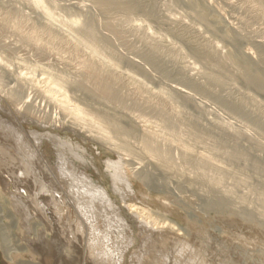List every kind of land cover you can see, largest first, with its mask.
<instances>
[{"label":"rangeland","instance_id":"374dc122","mask_svg":"<svg viewBox=\"0 0 264 264\" xmlns=\"http://www.w3.org/2000/svg\"><path fill=\"white\" fill-rule=\"evenodd\" d=\"M115 1L120 5L104 8L95 0H54L63 7L50 12L60 14L64 21L78 20L74 31L79 41L76 43L61 34L55 40L42 34V16L32 8L30 0H0L2 105L15 114L17 120L21 113L46 125L45 130L26 123V129L56 133L92 157L102 172L97 179L110 191L111 176H118L120 169L125 168L134 189V196L129 195L127 199L128 204L154 219L157 234L162 231L160 234L165 238L173 235L180 237L181 242H189L185 256L200 250L206 264H264V169H257L264 168V130L257 128L246 115L243 118L244 112L237 113L225 104L240 103L246 113L254 115L262 111L264 115V93L242 80L238 67L231 62L226 61L225 67H220L216 65L218 58L200 55V52L216 49L217 54L226 59L229 50L251 52L257 66L260 64L264 70V51L258 52L256 48L258 43L264 44L263 2L197 0L196 7L205 8L211 17L207 24L196 19L198 11L192 6L194 0H132L139 6L136 11L125 8L121 4L124 0ZM212 16H217L218 20ZM88 48L116 63L120 76L111 77ZM147 55H152L151 62ZM218 71H225L223 85L215 84V79L221 76ZM23 77H28V82ZM51 77L66 81L61 83L54 79L56 84L46 85ZM102 84L120 94V99L112 98ZM50 86H56L57 90L48 91ZM62 95L68 99L70 107L79 110L77 118L69 111V106L60 102ZM0 113L15 122L2 107ZM166 113L181 121L179 131L183 140L180 141L185 142L183 144L192 149L194 155H208L230 173L217 192L206 179H215L218 174L183 161L182 150L174 147L175 144L172 146L174 167L171 166L170 171L158 168L154 160H142L140 136L143 131L174 139L165 126ZM111 123L121 124L132 132H118ZM191 123L194 125L189 126ZM163 137H160L161 143H165ZM124 141L135 151L134 156L123 152ZM241 149L249 156H244ZM106 162L115 163L112 175L107 176L105 172ZM203 171L206 179L200 177ZM123 185L119 182V186ZM11 193L0 176V264H3V251L8 243L10 264H57L62 256L58 258L60 246L54 231L46 226L44 238L37 245L24 240L25 233L29 237L36 236L43 221L37 217L31 225H25L26 220L13 209ZM62 209L69 213L73 226L74 209L67 205ZM19 211L22 213L20 208ZM11 213L16 215L19 224L8 217ZM76 259L74 264H86L82 255ZM64 262L62 264H72Z\"/></svg>","mask_w":264,"mask_h":264},{"label":"bare ground","instance_id":"6f19581e","mask_svg":"<svg viewBox=\"0 0 264 264\" xmlns=\"http://www.w3.org/2000/svg\"><path fill=\"white\" fill-rule=\"evenodd\" d=\"M261 1L264 4V0ZM197 2H198L197 0L192 1L193 8H195L198 11V15L196 19L198 21H202V22L204 21L207 22V24H209L208 19L209 18L211 19L210 15L205 12V8H197L196 7ZM95 3L104 8L120 5L117 4L115 0H95ZM59 4H61V2L57 4L56 2H54V0L53 1L30 0V5L32 6V8L42 16L41 17L42 34L45 33L51 39L54 40L57 39V35L61 34L62 36H65L68 39H71L72 41L77 43L79 41H76V38L74 37L75 36L74 31L76 30L75 28L78 25V20L74 18L73 20L70 21L69 20L64 21L63 18L60 16V14L50 12V10L52 9H57V10L61 9L63 6L61 7L59 6ZM121 4L125 8H129L134 11L139 9V6L132 0H124L123 3ZM212 17L215 20L216 19L218 20L217 16L215 17L212 16ZM84 35L87 36L86 34ZM80 41H84V40L81 39ZM256 48L258 52H263L264 44L258 43ZM215 50L212 49L209 51L200 52V55H203L207 58H214V57L218 58L217 59L218 63H216V65L219 64L220 67H225L226 61L231 62L232 65L238 67L237 68L239 69L238 73H240L239 76L241 77L242 80H245V82L249 86L253 87L258 92L264 93V70L261 67H259L260 66L259 63H258L259 65L257 66L256 62L251 56V52L242 53L237 49H236L237 51L229 50L225 59L224 58L225 56L224 57H222L221 55L219 56ZM89 53L97 58V60L100 63V66L104 68L106 71H108L111 77L116 76V74L120 76V74L116 72L118 70L117 64L112 63L110 60H108V57L104 55L100 56L95 49H89ZM151 56L149 55L146 56L148 57L147 60L148 61L150 60L149 62L152 61ZM214 60L216 61V59ZM152 63H154V61ZM226 67H228V65ZM157 69H159V67ZM218 69L220 70V68ZM224 72L225 71L219 72L223 77L219 76V80L215 79V84L217 82L218 84L220 83L221 85H223V83L225 82L224 77H226L224 75ZM217 75L219 74L217 73ZM32 77H34V75ZM23 79L27 80L28 77L25 78L23 77ZM54 79H56L57 82H61V83L66 81V80H61L62 78L57 79L51 77L50 79H47L46 85L56 84ZM132 80L138 82L137 78H132ZM211 81H213V79ZM26 82H28V80ZM29 82H31L30 79ZM57 86L60 85L57 84ZM194 87L200 88L197 87L195 84ZM102 88H104V90H107L108 94L112 98L116 99L117 101L120 99V94H118L112 88L108 87L107 84H102ZM53 90H57L56 86H52L51 88L48 89V91H53ZM62 90L60 92H62ZM219 99L222 100V98ZM67 100L68 99H66L64 95H62V97L60 98V102H62L66 106H69ZM227 100L228 99H226V101ZM225 104L228 107H231L237 113L244 112L243 118L244 115H246L247 119L249 118L250 122H252L257 128L264 130V115L262 111L260 113L259 110L258 112L260 114L253 115L250 114V112L246 113L245 109H243L242 106H240V103L233 104L232 102L230 103L225 102ZM78 105L79 104H77V106ZM0 107L8 111L9 114H11V116H13V118L15 119V122L13 123V121L7 119L10 117L6 116L7 117L6 118L4 114L0 113V176H2V181L5 184V186L9 187L10 190H12L11 194L14 195L12 204L20 205L19 207L17 206L15 207L14 205L13 209H15L16 212H18L24 218V220H26L25 225L27 224L31 225L30 224L31 221H33V219L37 217L39 219H42L43 221L42 224H39L41 225L40 226L41 228H39L38 232H35L36 236L29 237L26 236V233L24 232L25 233L24 240L29 242V244L33 243L37 245L38 243H41V240L44 238L45 235V228L47 226L49 230L51 229L52 231H54L53 235H56L57 242L59 243L58 246H60V249L59 247L58 249L59 250L65 249L64 252L58 250L59 253L58 258L60 259L59 255H61L62 260L56 262L57 264L59 262L62 264L65 260L68 263L70 262L74 264V262L77 260L76 258L80 257L81 255L84 258L86 264H206L204 262L205 261L204 258L200 257L201 255L200 250L195 251L194 254H189L190 255L189 257H188V253L185 256L186 251L190 248L189 242L187 241L181 242L180 237L176 236L177 237L176 238L173 237V235L172 237L168 236V238H165L164 236H162V234H160L162 233V231L157 234V230H155L156 228L154 227V223H155L153 222L154 219L150 218L149 215L146 216L145 215L146 213H143L142 210L139 211L137 208H134L128 204L127 199L130 198L129 195L134 196V189L132 187L129 176L125 171V168L120 169L118 176H113L111 170L115 166V163L106 162L107 171L105 172L107 176L110 175L111 173L112 175L111 178L113 180L112 189L110 191L104 184L100 182L99 179H97V177H101L102 172L100 168L97 166L95 160H93V158L88 155L86 156L85 155L86 153L84 154L83 151L79 150V148L76 145H74L73 142L64 140L60 135L56 133H52L50 131L48 132V134L45 133L43 130L45 129L44 126L46 125H43L42 122L38 123L34 120H30L29 117L21 113H20L21 118L17 120L15 114H12L8 108L2 105L1 99H0ZM69 108H71L69 111L74 116H76V118L80 115L77 107L69 106L68 109ZM165 115H167V113ZM164 121L166 122L165 126L167 127L168 131L171 132V135L174 137V139L172 137H163L159 133L158 134L160 136H156L154 135V133L153 134L147 133L145 131L141 133V131H137L138 133L139 132L141 133L140 140L143 146V155H144V156L142 155L143 156L142 160H145L144 158H147L149 160H154L158 168L162 169L163 171L164 170L170 171L169 169L174 164L173 163L174 159L172 155V146H174L173 144H175L177 146L174 147L180 148L182 150L181 157L183 161L191 162L193 164L199 165V167L203 166L205 168V172L208 171L209 173V171H213L218 174L216 175L217 177L215 179L213 178L211 180L206 179V175L204 171L201 172L200 175L201 179L208 180L207 182L211 187V189L217 192V189L221 187V183L223 179H225L224 177L226 175H229L230 173L226 172L227 169L225 168L226 170H224L222 165H220L221 163L219 164L218 163L219 161L218 162L217 160L215 161L214 158L209 157L204 153H203L204 155H199V156L194 155L195 153L192 152V149H190L188 146L183 144L185 142L182 143V141H180L181 139L183 140V138L180 136V131H179V126H180L179 123L181 122L180 120H176L175 117L167 115ZM26 123L27 124L34 123L39 128H44V129L42 130H32L30 128L26 129L25 128ZM84 124L82 126H84ZM190 125L193 126L194 123L189 124V126ZM113 126L115 130L123 134H127V133L130 134L132 132L131 129L121 126V124L118 125L114 123ZM65 129L68 130L67 128ZM160 137H163L165 143L160 142V140H162L160 139ZM10 142L13 143V145ZM48 145H50L51 148H49ZM129 146L130 145H127V143H125L124 141V143H122L121 145V148L123 149V152H126L128 156H134V154L136 153H134L135 151H133V149H131ZM181 150L180 151L178 150L180 154H181ZM243 154L244 156H249L246 152H244ZM136 156L137 155H135V157ZM135 157L133 159L137 158ZM131 160L132 157L131 159H129V161ZM257 169L263 170L264 168L257 167ZM119 182H122L124 184L123 185L124 188L123 186L122 187L119 186ZM204 184L205 183H203V185ZM64 205L72 206V208L74 209L76 220L74 221L73 226L70 223L69 213H65L64 211H62ZM19 208L21 209L22 213H20ZM8 217L11 218L12 222L19 224L18 219L16 218V215H14V213L9 214ZM0 224H2L1 218H0ZM211 239L212 237H210V240ZM44 242L45 240L43 241V245L45 246L47 242L45 243ZM215 243L216 242H214V244ZM8 244L6 248H4V251L3 249L1 250L3 251L4 254L3 264H10V262L8 261H11V258L7 253L10 251L8 249V247H10ZM1 245L2 243H0V246ZM176 247L178 248L180 247V248L177 249ZM238 248L240 247L238 246ZM77 250L79 251V253ZM238 251L240 250L238 249ZM29 254L31 256V253ZM259 255L260 254H258V256Z\"/></svg>","mask_w":264,"mask_h":264}]
</instances>
